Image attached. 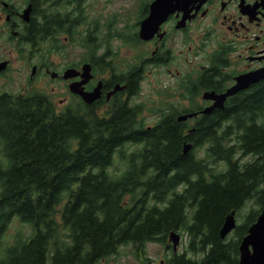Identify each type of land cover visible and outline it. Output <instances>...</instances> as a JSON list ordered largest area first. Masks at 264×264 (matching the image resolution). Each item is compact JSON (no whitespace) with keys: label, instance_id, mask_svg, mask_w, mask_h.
<instances>
[{"label":"trees","instance_id":"obj_1","mask_svg":"<svg viewBox=\"0 0 264 264\" xmlns=\"http://www.w3.org/2000/svg\"><path fill=\"white\" fill-rule=\"evenodd\" d=\"M70 18L55 29L77 28ZM91 33L84 45L95 53ZM172 112L146 124L138 106L101 117L81 102L59 111L39 90L0 93V264H99L127 244L144 255L173 230L189 240L167 264H239L264 208V80L212 113L179 121ZM247 154L253 161L242 162ZM117 156L124 167L110 170ZM219 161L226 168L214 171ZM233 211L243 221L223 238ZM15 218L32 231L10 243Z\"/></svg>","mask_w":264,"mask_h":264},{"label":"flooded vegetation","instance_id":"obj_2","mask_svg":"<svg viewBox=\"0 0 264 264\" xmlns=\"http://www.w3.org/2000/svg\"><path fill=\"white\" fill-rule=\"evenodd\" d=\"M84 2L0 0V66L8 62L5 69L0 68V79L10 76L15 60L29 63L30 83L42 77L65 85L60 100L64 105L59 106L55 100L56 90L51 94L57 108H71L81 102L97 108L101 117H107L120 105L138 106L143 112L151 109V93L144 87L146 70L158 71L157 76L164 77L161 89L177 101L166 109L173 111L171 114H179V120L182 114L199 112L214 103L204 98L206 91L227 92L237 84L238 76L264 66V0H135L130 24L124 22L115 29L118 34L112 32L122 38L125 31H130L132 40L129 42L135 52L124 56L120 47H114L94 55L86 52L77 60L61 64L64 59L56 60L53 49H57V54L63 53L58 37L63 30L57 31L55 26L64 27L60 20L66 21V18H84ZM155 3H158L156 11L160 15L165 13L166 17L154 36L144 40L139 36L141 23L153 13ZM70 28L73 32L76 26ZM42 43L49 44V53L53 54L44 53L40 49ZM86 65L91 67L89 73H86ZM69 69H74L76 75L65 78ZM167 75L172 77L175 87L168 85ZM87 77L90 78L82 85L84 91L93 92L101 86L100 97L92 102L70 88L73 81ZM15 79L22 80L21 77ZM0 87L4 88L3 82ZM29 89L15 92L26 93ZM248 89L228 96L225 106ZM158 91L162 94L159 88Z\"/></svg>","mask_w":264,"mask_h":264},{"label":"rangeland","instance_id":"obj_3","mask_svg":"<svg viewBox=\"0 0 264 264\" xmlns=\"http://www.w3.org/2000/svg\"><path fill=\"white\" fill-rule=\"evenodd\" d=\"M134 2L135 0H85L82 5V7L84 8L82 12L84 18H81L79 16V18H81V23L76 28L75 32L73 34L60 33V35L58 36L59 44H61L60 46L63 49V53L57 54L55 52L57 49H53L55 59L57 60L60 57L63 58L64 61L61 62V64H63V62L66 63L68 60H77L80 56H82V54L86 52L88 54L94 55L97 53H103L106 50H111V48L114 49V47H120L123 50L122 52L124 53V56L135 52L136 49L131 47L129 42L130 40H132L131 38H129V35H131L130 31H125L126 34L122 38L120 36H115L112 34V32L114 34H118L117 30L115 29L117 27H121L124 22L126 24H130V19L134 16V10L136 5H133ZM110 26L112 31L108 29ZM89 31H92L91 37H94L95 42L97 43V51H95V53H91L92 50L86 45H84L86 44L87 37L89 36ZM106 37L111 38L110 45H108L104 41ZM50 46H52V44H50ZM40 49L44 53H49V44L42 43ZM14 54L16 55L17 53L15 52ZM51 54L53 53H49L48 56H50ZM7 55L9 56L10 54ZM173 69L175 68L173 67ZM30 71L31 67L29 63L23 64L15 60L13 65V71L9 73L10 76L4 79H0V83L3 82L4 88L9 89L8 91L10 92L25 91L30 88L32 89V91L40 90L52 94L53 91L56 90L57 93L54 94L55 100L57 101L59 106L64 105L60 104V100L64 96V94L62 93L65 92V85H63L62 82L58 81L44 80L42 77H39L35 83H30L28 81ZM157 72L150 73L148 70H146L147 77L145 79L144 87L146 90L148 89L151 93L152 100L149 101V107H155L154 111L146 108V110L143 112V114L145 115L146 124H154L163 116V113L169 111L163 108H167L171 103H177V101L172 100L170 96H166L164 91L161 89L162 86L160 85H162L161 81L164 77L162 75L157 76ZM15 77H21L22 80L15 79ZM166 79L168 80V85H171L172 87L176 86H173L174 82L171 76L167 75ZM4 88L0 87V93L5 91L3 90ZM158 88L160 89V91H162V94L158 93ZM174 107L178 106L175 105ZM63 109H65V106L58 108V110ZM189 123L193 125L192 123H194V121H189ZM206 147L207 146H204L200 149L201 155L206 154ZM241 154L242 152L239 153V155ZM242 157V162H251L254 159L253 154H247ZM123 167L124 164L117 156V160L114 166L110 168V170H116L117 168L122 169ZM213 167L214 171H220L226 168L225 163L221 161L218 162V165L215 163ZM253 205L254 203L252 202L247 203L241 213H246L252 208ZM236 217L237 222L240 224L243 221L242 216L237 215ZM31 231L32 228L30 225L26 223H21L19 219L15 218L11 222L7 239H9L10 243H14L16 240L15 237H18L21 232L24 236L26 234L31 233ZM178 232L181 236V243L177 251L179 253L182 252L185 246L187 245L189 235L186 233L182 235L181 231ZM64 234L66 235V232ZM235 235L236 232L232 231L229 234L228 239ZM168 243L169 241H167L166 243L160 241H150L146 243L144 255H139L134 245L127 244L120 249L117 255L103 259L99 264H167L168 257L173 252L172 244ZM197 257H201V255H197Z\"/></svg>","mask_w":264,"mask_h":264},{"label":"water","instance_id":"obj_4","mask_svg":"<svg viewBox=\"0 0 264 264\" xmlns=\"http://www.w3.org/2000/svg\"><path fill=\"white\" fill-rule=\"evenodd\" d=\"M158 3H155L154 11L151 15L142 21V30L140 32V38L144 40H149L154 36V33L159 29V25L166 17V14L160 15L159 12L156 11ZM8 64L7 61L2 62L0 68H6ZM86 73L91 71V67L89 65L85 66ZM76 75L74 69H69L64 75L65 78H72ZM90 77H87L82 81H73L70 84V88L72 91L79 93L83 96V98L87 102H92L100 97L101 86L97 87L95 91L88 92L84 91L82 85L86 82ZM264 79V66L244 73L237 78V84L228 89L227 92L218 94L215 91H206L204 93V98L213 99L214 103L206 108H204L201 112L204 114L212 113L214 110L218 108H223L225 106V102L228 96L239 92L242 89H246L250 87L253 83H256L260 80ZM81 86V88H79ZM197 115V112L186 113L179 117L180 121L187 120L189 117ZM192 148V143H185L184 145V153H188ZM237 227V219H236V211H233L226 217V220L221 228V236L226 238L230 232H232ZM170 239L174 242V249L178 248V244L180 243V234L176 231L170 232ZM239 264H264V208L260 211L256 221L252 223L248 229L247 235H245L239 245Z\"/></svg>","mask_w":264,"mask_h":264}]
</instances>
